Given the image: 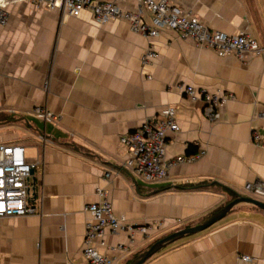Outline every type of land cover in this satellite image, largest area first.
Listing matches in <instances>:
<instances>
[{
    "label": "crops",
    "instance_id": "obj_1",
    "mask_svg": "<svg viewBox=\"0 0 264 264\" xmlns=\"http://www.w3.org/2000/svg\"><path fill=\"white\" fill-rule=\"evenodd\" d=\"M168 1L211 32L247 34L264 47V0ZM5 7L0 144L23 146L35 167L27 201L34 214L0 219V264H84L85 208L100 189L116 216L150 227L132 238L106 230L97 241L114 264H131L161 238L208 220L230 194L250 198L246 183H264V149L251 143L252 132L264 133V56H218L170 31L145 38L124 21L99 25L86 10L68 17L28 1ZM148 48L157 57L143 64ZM183 86L232 98L210 123ZM166 107L179 125L166 136L167 158L195 159L161 182L144 183L124 165L120 139ZM35 108L60 122L44 123ZM242 255L264 264V211L246 203L198 233L165 242L143 264H244Z\"/></svg>",
    "mask_w": 264,
    "mask_h": 264
},
{
    "label": "built area",
    "instance_id": "obj_2",
    "mask_svg": "<svg viewBox=\"0 0 264 264\" xmlns=\"http://www.w3.org/2000/svg\"><path fill=\"white\" fill-rule=\"evenodd\" d=\"M9 1L44 4L50 10H61L68 17H77L86 10L99 25L124 21L133 33L149 39L157 37L161 32L170 31L176 33L179 39H189L196 47L209 49L218 56L234 55L239 59L245 55L264 56V47L252 36L211 32L205 23L171 5L168 0H134V9L123 7L129 0H0V29L8 21L5 6ZM156 57V52L148 48L141 62L148 64ZM181 91L189 103L202 104L203 115L210 123L219 120L221 106L232 98L219 90L209 92L192 86H183ZM32 115L44 123L60 122V117L46 108H35ZM260 118L264 120V111ZM178 131L175 109L166 107L155 118L145 121L139 129L120 139L127 149L124 165L144 183L165 180L173 167L195 159V156L167 158L166 136ZM251 143L264 149V133L252 132ZM24 152L23 146L0 144V219L34 214V209L27 201L32 191L30 177L35 164L24 158ZM244 191L248 197L264 203V183H246ZM97 196L98 201L85 208L89 218L83 238L84 264H114L113 259L101 251L102 244L96 245L105 231L112 234L128 233L132 238L136 232L147 235L150 227H138L125 217L116 216L104 190H98ZM239 259L244 264H252L254 261L247 255Z\"/></svg>",
    "mask_w": 264,
    "mask_h": 264
},
{
    "label": "water",
    "instance_id": "obj_3",
    "mask_svg": "<svg viewBox=\"0 0 264 264\" xmlns=\"http://www.w3.org/2000/svg\"><path fill=\"white\" fill-rule=\"evenodd\" d=\"M239 203H246L253 205L261 210L264 211V203L256 200L251 199L247 197H243L240 195H237V198L227 205H225L223 208H221L218 212H216L213 216H211L208 220L203 222L202 224L196 225L194 227L181 229L179 231H176L172 234H169L163 238H161L159 241H157L155 244H153L147 251H145L136 261H134L131 264H143L150 256H152L165 242H168L170 240H173L175 238L184 236L186 234H194L198 233L207 227L211 226L218 220H220L222 217H224L231 209H233L236 205Z\"/></svg>",
    "mask_w": 264,
    "mask_h": 264
},
{
    "label": "trees",
    "instance_id": "obj_4",
    "mask_svg": "<svg viewBox=\"0 0 264 264\" xmlns=\"http://www.w3.org/2000/svg\"><path fill=\"white\" fill-rule=\"evenodd\" d=\"M195 152H196L195 149H190V148H189V150H188V153H190V154H195ZM230 195H232V196H234V197L229 198V200L227 201L226 205H227L228 203H230L231 201L235 200V198H236V197H235V194H230ZM222 208H223V207H222ZM219 210H220V209H219ZM219 210H218V211H219ZM218 211H217V212H218Z\"/></svg>",
    "mask_w": 264,
    "mask_h": 264
}]
</instances>
